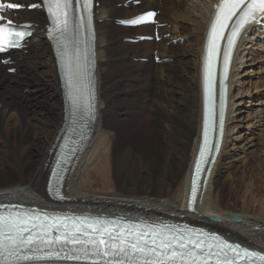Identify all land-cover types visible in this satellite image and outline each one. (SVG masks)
<instances>
[{"label":"bare ground","instance_id":"obj_1","mask_svg":"<svg viewBox=\"0 0 264 264\" xmlns=\"http://www.w3.org/2000/svg\"><path fill=\"white\" fill-rule=\"evenodd\" d=\"M120 1L99 0L100 7L95 10V130L66 173L60 202L48 191L54 145L64 125L59 60L42 33L47 25L45 13L21 12V22H36L40 27L29 43V55L21 51L9 54L17 76L8 75L0 66V202L186 222L264 252V166L256 173L262 164L257 156L264 155V139L258 140L255 134L264 127V109H240L245 104L244 94H250L252 103L255 93L247 88L250 83L238 81L251 76L244 68L252 67L255 51H264V46L258 45L252 34L243 37L236 50L221 154L192 211L189 183L203 125L202 61L213 20L212 3L219 0H197L199 5L194 0H150L141 7L125 8L129 9L126 18L158 8L162 12L159 20L170 22L173 28L164 30V34L172 33V39L135 45L124 41L130 38L127 34L151 32L153 27L117 29L114 19L121 12L116 5ZM118 30L125 32L121 39L113 35ZM258 31L264 33V27ZM179 39L189 43L170 44ZM144 48H154L161 59L171 61L137 62L144 58ZM232 142L240 146L238 156L229 150Z\"/></svg>","mask_w":264,"mask_h":264},{"label":"snow or ice","instance_id":"obj_2","mask_svg":"<svg viewBox=\"0 0 264 264\" xmlns=\"http://www.w3.org/2000/svg\"><path fill=\"white\" fill-rule=\"evenodd\" d=\"M80 3V0H76ZM53 27L50 36L65 69L66 84L72 105L73 123L77 113L93 114L92 87L89 75V50L85 38L77 33L92 24V0H83V15L74 26L73 0H43ZM15 3L0 2V53L18 47L30 26H17L5 20L4 12L18 8ZM32 7H38L34 4ZM154 12L132 21L151 20ZM264 16V0H222L211 25L208 54L204 63L205 123L203 147L195 166L197 181L193 183L192 203L197 194V182L204 164L213 150L215 131V72L221 41L227 37L223 57L224 80L235 45L246 26ZM83 45V47H81ZM226 95V86H225ZM226 103L222 98L219 132L223 137ZM218 147L216 151L218 152ZM63 197H61L62 199ZM17 206H0V264H17L29 259H67L90 264H264V254L241 248L219 236L180 229L171 225L125 223L91 217L49 216L38 211L15 210Z\"/></svg>","mask_w":264,"mask_h":264},{"label":"rangeland","instance_id":"obj_3","mask_svg":"<svg viewBox=\"0 0 264 264\" xmlns=\"http://www.w3.org/2000/svg\"><path fill=\"white\" fill-rule=\"evenodd\" d=\"M177 1L185 2V3L189 2V0H177ZM121 2H122V0L120 2H118L116 5L119 6L118 4H120ZM203 2L207 3V0H203ZM193 3L199 5L197 0H194ZM118 8L121 9V12L120 13L117 12L116 15H115V18L124 19V18L128 17V16L125 15V13L129 9L128 10H126V9L124 10V9H122L123 7H118ZM190 19H192V17H190ZM164 23H166L168 25L165 29H168V28L169 29H173L171 27V25H170V22H166L165 21ZM119 29L125 30L124 28H121V27ZM122 32H124V31L118 30V31H115L113 35H114L115 38L121 39L125 35V32H124V34H122ZM151 32H145V33H151ZM135 34L134 33H129L127 35L132 37V36H135ZM170 38L171 39L173 38L171 32L166 34V39H170ZM257 40H258V45L262 46L263 44H262L261 41L263 40V38L261 39L260 37H258ZM178 41H180V40H178ZM188 43L189 42H187V41L185 43L179 42V43L175 44V46H177V45L184 46L185 44H188ZM250 46H251V44H250ZM253 48L255 49V46L252 47V51H255ZM116 49H118V48H116ZM148 50H149V52H148ZM118 51H121V50H118ZM118 51H116V52H118ZM145 51H147L148 53L145 52ZM155 52H158V54H159V51L155 50L154 48H151V50L149 48H147V49L144 48V53L145 54L143 55L144 56L143 59H149L150 60L149 62H152V59L154 60V56H155L154 53ZM263 53H264V51H262V50H260L258 52L255 51V57L253 58V60H256V61L252 64V67L250 66L251 68H244V69H247V71L249 73L251 72L250 73L251 76H249V77L246 76V77L241 78L240 80H238L239 83H241V82H246V84L250 83V84H248L249 86H247V88L251 87V94L255 93V96L253 97V100H252L253 102L252 103L249 101L250 94L249 95L244 94L243 100H244L245 104L240 107L241 110H246V111H250L251 110L252 111L254 108L264 109V54ZM25 55H29V50L26 52ZM159 56H160V54H159ZM142 63H144V62H142ZM14 76H17V75L15 74ZM236 79H239L238 75L236 76ZM12 84H14V82H12ZM40 87H41V85H40ZM25 92L27 94H31L30 90H25ZM237 93H238V91L235 93V96L237 95ZM240 96H241V93H240ZM263 116H264V113H263ZM146 122H145V124H148L149 121H146ZM231 127H234V125H231ZM262 132H264V127H261L260 129H258L256 131L255 134H256V138H258V140L264 139V135L261 136ZM243 133H244V135H246V132H243ZM249 136L250 135H248V137ZM237 146H239V144L236 145V142L235 143L232 142V145H230V147H229V150L232 153L236 154V156H238L239 154L242 153V152L239 151L240 150V146L239 147H237ZM238 158L239 159L240 158L243 159L244 156H242V157L240 156ZM239 159H237V160H239ZM257 160H258L259 163H262L259 167H257V170H256V173L260 174L262 172V170H263V169H261V167L264 166V155L262 153H258ZM70 201H72V200H70ZM129 213H131V212L129 211ZM135 215H137V214H135Z\"/></svg>","mask_w":264,"mask_h":264},{"label":"water","instance_id":"obj_4","mask_svg":"<svg viewBox=\"0 0 264 264\" xmlns=\"http://www.w3.org/2000/svg\"><path fill=\"white\" fill-rule=\"evenodd\" d=\"M234 216H235V218H236V219H238V218H239V215H237V214H235ZM212 219H215V220H217L215 217H212ZM238 220H239V219H238Z\"/></svg>","mask_w":264,"mask_h":264}]
</instances>
